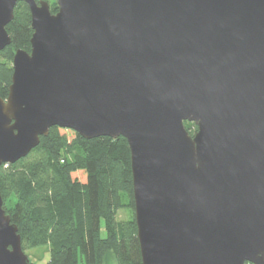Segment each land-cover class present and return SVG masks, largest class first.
Segmentation results:
<instances>
[{
  "label": "water",
  "instance_id": "obj_1",
  "mask_svg": "<svg viewBox=\"0 0 264 264\" xmlns=\"http://www.w3.org/2000/svg\"><path fill=\"white\" fill-rule=\"evenodd\" d=\"M19 1L0 166L51 126L123 136L141 264H264V0H0V51ZM0 264H30L1 194Z\"/></svg>",
  "mask_w": 264,
  "mask_h": 264
},
{
  "label": "trees",
  "instance_id": "obj_2",
  "mask_svg": "<svg viewBox=\"0 0 264 264\" xmlns=\"http://www.w3.org/2000/svg\"><path fill=\"white\" fill-rule=\"evenodd\" d=\"M48 3L55 12L56 1ZM5 28L11 41L0 51L3 98L14 51L30 50L33 30L25 2L16 3ZM183 123L189 133L196 129L193 122ZM0 194L22 250L47 245L48 264H141L123 136L86 139L70 128L51 126L25 157L0 166ZM125 206L131 214L119 218Z\"/></svg>",
  "mask_w": 264,
  "mask_h": 264
},
{
  "label": "rangeland",
  "instance_id": "obj_3",
  "mask_svg": "<svg viewBox=\"0 0 264 264\" xmlns=\"http://www.w3.org/2000/svg\"><path fill=\"white\" fill-rule=\"evenodd\" d=\"M124 199L127 200V197L125 196ZM130 214H131V211L127 206L123 207L122 209L118 211L119 218H127L130 216ZM25 254L28 257L30 264H48L49 249L47 245H42V246L28 249L25 251Z\"/></svg>",
  "mask_w": 264,
  "mask_h": 264
}]
</instances>
